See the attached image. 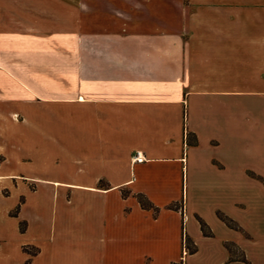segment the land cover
Returning a JSON list of instances; mask_svg holds the SVG:
<instances>
[{
  "label": "crops",
  "instance_id": "crops-1",
  "mask_svg": "<svg viewBox=\"0 0 264 264\" xmlns=\"http://www.w3.org/2000/svg\"><path fill=\"white\" fill-rule=\"evenodd\" d=\"M11 181L53 197L29 264H264V0H0Z\"/></svg>",
  "mask_w": 264,
  "mask_h": 264
},
{
  "label": "rangeland",
  "instance_id": "rangeland-1",
  "mask_svg": "<svg viewBox=\"0 0 264 264\" xmlns=\"http://www.w3.org/2000/svg\"><path fill=\"white\" fill-rule=\"evenodd\" d=\"M33 187V184L12 181L0 184V236L6 239L0 246V264H29L30 261L25 260L32 257L33 250L28 246L21 248V244L33 241V234L50 225L51 215L47 211L53 203L51 191L44 185L38 186L36 191ZM26 225V232L20 231ZM59 251L53 264H78V248ZM37 264L45 263L40 260Z\"/></svg>",
  "mask_w": 264,
  "mask_h": 264
},
{
  "label": "trees",
  "instance_id": "trees-1",
  "mask_svg": "<svg viewBox=\"0 0 264 264\" xmlns=\"http://www.w3.org/2000/svg\"><path fill=\"white\" fill-rule=\"evenodd\" d=\"M137 199L139 200L141 206L145 209H149V210H153V213L155 215H157L160 211V208L155 206L148 198L147 196H145L142 193H138L136 195ZM171 207L173 208H178V206H174L172 205ZM183 245L185 247V249L187 250V252L189 253H193L196 251V247L194 244H192L190 238H188V236L186 234H183ZM227 247L229 248L230 252H231V259H237V260H243L246 261L245 255L243 254V252H241L238 249H234L230 244H227ZM237 252L238 255L234 256V252ZM175 264H185L183 260L179 261L178 263Z\"/></svg>",
  "mask_w": 264,
  "mask_h": 264
},
{
  "label": "built area",
  "instance_id": "built-area-1",
  "mask_svg": "<svg viewBox=\"0 0 264 264\" xmlns=\"http://www.w3.org/2000/svg\"><path fill=\"white\" fill-rule=\"evenodd\" d=\"M145 155L141 151H136L134 156H133V161L134 162H143L145 161Z\"/></svg>",
  "mask_w": 264,
  "mask_h": 264
}]
</instances>
